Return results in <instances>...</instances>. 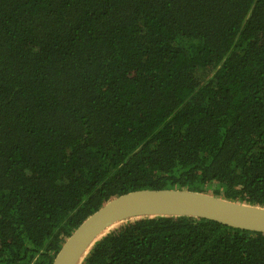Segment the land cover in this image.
Instances as JSON below:
<instances>
[{
	"label": "trees",
	"instance_id": "trees-1",
	"mask_svg": "<svg viewBox=\"0 0 264 264\" xmlns=\"http://www.w3.org/2000/svg\"><path fill=\"white\" fill-rule=\"evenodd\" d=\"M162 188L264 207V0H0V264ZM79 264H264V233L135 218Z\"/></svg>",
	"mask_w": 264,
	"mask_h": 264
},
{
	"label": "water",
	"instance_id": "water-1",
	"mask_svg": "<svg viewBox=\"0 0 264 264\" xmlns=\"http://www.w3.org/2000/svg\"><path fill=\"white\" fill-rule=\"evenodd\" d=\"M192 216L264 233V207L187 189H138L105 202L65 239L51 264H79L96 240L126 220Z\"/></svg>",
	"mask_w": 264,
	"mask_h": 264
}]
</instances>
